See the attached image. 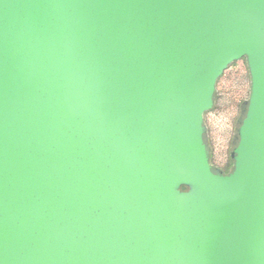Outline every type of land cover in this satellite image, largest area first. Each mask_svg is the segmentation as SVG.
<instances>
[{
	"label": "water",
	"instance_id": "water-1",
	"mask_svg": "<svg viewBox=\"0 0 264 264\" xmlns=\"http://www.w3.org/2000/svg\"><path fill=\"white\" fill-rule=\"evenodd\" d=\"M0 264H264V0H0Z\"/></svg>",
	"mask_w": 264,
	"mask_h": 264
},
{
	"label": "rangeland",
	"instance_id": "rangeland-1",
	"mask_svg": "<svg viewBox=\"0 0 264 264\" xmlns=\"http://www.w3.org/2000/svg\"><path fill=\"white\" fill-rule=\"evenodd\" d=\"M250 93L249 68L246 59H241L220 77L215 107L205 115L207 139L212 152L211 161L217 168H225L231 163L241 108L249 99Z\"/></svg>",
	"mask_w": 264,
	"mask_h": 264
},
{
	"label": "trees",
	"instance_id": "trees-1",
	"mask_svg": "<svg viewBox=\"0 0 264 264\" xmlns=\"http://www.w3.org/2000/svg\"><path fill=\"white\" fill-rule=\"evenodd\" d=\"M216 100H217V93H216ZM216 100H215V104H216ZM215 107V106H214ZM208 147L210 149V158L212 160V152H211V147H210V144L208 142ZM230 160H231V163L229 164V166L226 167L227 169V172H230L233 168V165H234V160L230 157ZM212 162V161H211ZM183 189H186L185 187H183Z\"/></svg>",
	"mask_w": 264,
	"mask_h": 264
},
{
	"label": "flooded vegetation",
	"instance_id": "flooded-vegetation-1",
	"mask_svg": "<svg viewBox=\"0 0 264 264\" xmlns=\"http://www.w3.org/2000/svg\"><path fill=\"white\" fill-rule=\"evenodd\" d=\"M221 169H222V171H223L224 173H229V172H227L226 167H225V168H221Z\"/></svg>",
	"mask_w": 264,
	"mask_h": 264
}]
</instances>
